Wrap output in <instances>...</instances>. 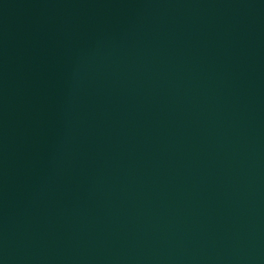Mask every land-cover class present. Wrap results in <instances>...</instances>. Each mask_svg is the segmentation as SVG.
Masks as SVG:
<instances>
[{"label":"water","instance_id":"water-1","mask_svg":"<svg viewBox=\"0 0 264 264\" xmlns=\"http://www.w3.org/2000/svg\"><path fill=\"white\" fill-rule=\"evenodd\" d=\"M0 264H264V0H0Z\"/></svg>","mask_w":264,"mask_h":264}]
</instances>
